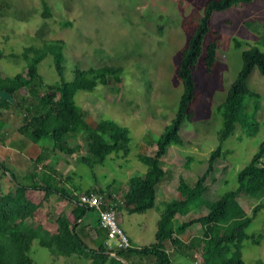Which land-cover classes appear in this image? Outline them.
Masks as SVG:
<instances>
[{"label": "rangeland", "instance_id": "rangeland-1", "mask_svg": "<svg viewBox=\"0 0 264 264\" xmlns=\"http://www.w3.org/2000/svg\"><path fill=\"white\" fill-rule=\"evenodd\" d=\"M205 1L0 0V51L4 54L0 56V76L21 71L23 61L19 53L24 45L32 43L38 46L39 38L62 39L63 80H70L74 66L108 65L120 68L118 75L105 77L103 84L95 83L91 89L75 90L72 100L81 113L88 110L94 119L107 118L124 126L128 136L123 147L125 153L119 149L101 160L92 154L80 136L72 141L66 140L60 149L51 147L47 138L29 141L26 146V138L18 130L20 124L24 127L22 110L15 103H10L6 109H0V134L8 133L6 140L10 139L8 144L11 146L1 157V165L8 167L7 162L15 158L17 164H23L26 174L30 170L39 173L38 170L47 165L54 174L59 175V179H54L58 185L63 183L62 177L70 176L66 182L73 184V193L87 188L107 189L114 191L119 198L126 179L144 170L136 156L151 153L150 145L176 111L181 83L174 74L175 67L180 49L197 17L202 14ZM256 18H264V0L238 1L210 12L190 72L193 95L188 107L191 116L188 120L183 119L177 130L181 144H167L160 155L164 175L154 184L152 205L140 213L122 210L119 216L115 213L117 224L131 238L132 247L147 246L152 242L155 221L163 202L174 196L179 180L189 182L202 171L211 149L219 145L220 150L228 149V152L220 153L213 160L201 198L193 196L187 202L170 207L173 218L178 221L208 213L212 208L207 203L236 186L237 170L256 150L264 129V76L256 67H252L248 73L245 85L258 95H244L241 99L245 111L251 114L247 117L253 126L251 133L245 135L234 126L224 139L219 141L217 136L221 102L239 69L241 51L253 45L264 52V23L257 25L258 29L244 24V21ZM212 39L215 40L214 59L206 67L203 62L204 49ZM36 71L43 83L56 84L59 80L52 67L50 53L46 52L37 62ZM23 92L24 88H19L17 95ZM36 154L41 155L40 168L30 163ZM260 160L264 163V150ZM24 177L14 174V180H24ZM9 181V178L0 179V187ZM41 193V190H31L30 196L40 199ZM261 195L260 192L254 196L237 194L234 199L248 212ZM58 196L64 200L63 196ZM120 204L119 201L115 206V212L121 207ZM243 230L246 234L260 233L261 237L257 243L242 239V261L245 264H251L256 259L264 262L263 207L255 212ZM95 231V243H98L102 231L101 228ZM199 233V225L192 222L177 237L187 240L189 235ZM107 241L114 243L113 238H107ZM164 246L169 264L189 263L188 255L181 254L167 242H164ZM27 253L36 264L88 262L87 257L85 259L83 256L50 254L35 240L30 242ZM113 257V264H125L128 260L122 253ZM192 257L194 263L199 261L198 254ZM138 258L140 263L144 259L143 256ZM103 264L111 263L106 260Z\"/></svg>", "mask_w": 264, "mask_h": 264}, {"label": "trees", "instance_id": "trees-1", "mask_svg": "<svg viewBox=\"0 0 264 264\" xmlns=\"http://www.w3.org/2000/svg\"><path fill=\"white\" fill-rule=\"evenodd\" d=\"M238 1L248 0H206L202 14L197 17L195 25L187 35L174 71L181 83L176 111L150 145L151 153L136 156V160L144 166V170L141 174L129 176L123 191L118 195V200L127 212L140 213L152 205L155 194L154 184L164 175V168L160 165V155L167 144H181L177 130L180 122L183 119L188 120L191 116V110L188 107L193 95L190 72L199 50L200 38L207 28L210 12L221 10ZM43 10L46 12L44 5ZM261 23H264V18L244 21V24L252 29H258L257 25L262 26ZM38 40L40 41L38 46L28 43L20 50L19 56L23 61L20 72L10 76H0V89L10 93L12 97L10 102L0 99V109H6L10 103H15L22 110L24 127L20 124L18 130L20 129L21 135L29 141L47 138L51 147L60 149L61 144L66 140L72 141L80 136L98 160L111 152L116 153L119 149L125 153L123 147L128 141L127 129L107 118L94 119L88 110L81 113L72 100L75 90L91 89L95 83L103 84L106 82L105 77L118 75L120 68L108 65L86 68L74 66L70 80H63L61 78L63 40L59 38H39ZM214 50L215 40L212 39L204 49L203 62L206 67L211 65L214 59ZM46 52L50 53L52 67L59 76L56 84L43 83L36 71L37 62ZM3 55L0 51V56ZM6 55H12V53H6ZM252 67H256L264 76V52L250 45L241 51L239 69L235 78L229 83L221 102V121L217 135L219 141L229 135L234 126H237L245 135H249L253 129L252 124L247 120L251 114L245 111L241 103L244 95H258L245 85V79ZM19 88H24L21 95H17ZM263 150L264 129L256 150L236 172V186L209 201L207 205L212 209L208 213L179 221L174 219L170 207L187 202L193 196L201 198L206 188L205 179L211 172L213 160L220 153L228 152V149L220 150L219 145L215 146L209 151L202 171L189 182L179 180L175 186L174 196L163 202V208L155 221L152 242L147 246L115 250L114 253L136 252L146 256L147 262L142 264H167L169 256L164 247V242H167L176 247L181 254H188L190 261L187 264H245L240 257L242 239L257 243L261 237L260 233L246 234L243 229L255 212L261 207L264 208V163L260 160ZM40 156V154L35 155L30 163L35 165L38 160H41ZM44 166L46 169L40 170L36 175L33 170H30L24 175L25 177L23 176L27 179H24L26 181L22 178L14 180L11 172H8L14 187L11 191H0V264H36L27 253L32 240L50 254L85 257L89 252V260L86 264H103L106 260L112 262L114 257L105 252L101 243L95 248H88L82 235L75 228L74 221L77 218L81 219L84 211H92V209L77 203L78 192L73 193V184L66 182L70 176L62 177L66 183L63 181L58 185L54 179H59V175L54 174L50 166ZM0 167L4 169L1 163ZM28 189L41 190L42 199L51 192L67 198L74 205L71 219L64 213H59L54 219L55 229L52 231L44 228L39 222L27 224L25 218L31 217L38 205L25 194ZM94 191L109 192L107 189L92 188L82 192ZM258 192L262 195L251 205L248 212L234 199L237 194L254 196ZM11 216L16 219L12 220ZM192 222L199 225L200 233L191 235L185 242L180 241L177 234ZM95 225L99 227L96 219ZM101 231L104 233L102 228ZM193 251L199 254L200 259L197 263L192 261L191 252ZM251 264H264V262L256 259Z\"/></svg>", "mask_w": 264, "mask_h": 264}, {"label": "crops", "instance_id": "crops-1", "mask_svg": "<svg viewBox=\"0 0 264 264\" xmlns=\"http://www.w3.org/2000/svg\"><path fill=\"white\" fill-rule=\"evenodd\" d=\"M1 135L2 136L0 137V161L2 159L1 157L4 154H6V149L11 148L10 144H8L10 139L6 140L8 133L1 134ZM24 143L26 146H28L29 140H27V139L24 140ZM14 160H16V159L14 158L13 160H11L12 162H10V163L7 162L8 167L2 165L4 167V169L0 168L1 169V174H0L1 180L3 178L5 180L8 178L10 179L9 175H7L9 171L11 172L13 177H14V174L16 176H20V177H23L24 175H26L27 172L24 170L23 164L21 166V165L17 164L16 161H14ZM39 161L41 162V160H38L35 163V165H34L35 168L37 166L40 168L39 164H41V163H39ZM2 163H3V161H2ZM34 167H33V169H35ZM43 169L44 170L46 169L45 166H42V169H40V170H43ZM40 170H38V172ZM33 172H34V175H36L37 172H35V170ZM13 187H14V182L10 179L9 183L4 185L3 187H0V191H2V192L11 191L13 189ZM31 190H36V189H28L25 192V194L27 196H29L30 198H32L35 202H37L38 205H37L33 215L29 218H25V222L27 224H33V223L39 222L44 228L52 231L55 229L54 219L59 213H64L67 218L71 219L72 209H73L74 205L67 198H64V200H63V198L59 199V196L57 193L51 192L45 199L41 198L42 197V193H41V196L39 199L37 197L36 198L33 197L32 195L30 196ZM37 190H39V189H37ZM120 206L121 207H119V210H117V212H115V213H117V216L121 215V210H122V212L126 211L122 204H120ZM92 211L91 212L90 211L89 212L84 211V213L81 216V219L77 218L74 221L76 223L75 228H76L77 232L80 235H82L84 242L87 244L88 248H90V249L97 247V245H99L100 243L102 244V238H104V233L102 232L101 237L98 240V243H95V238H94V237H96V231L95 230H98L99 227H97V225H95V212L94 211L92 212ZM11 219L15 220L16 218L14 216H11ZM127 236H128V234H127ZM190 236L191 235H189L188 237H190ZM128 239H129V242L131 245L132 244L131 238L129 236H128ZM180 241L185 242L186 240L181 239ZM165 250L167 251L166 248H165ZM196 254H198V252H196V251L191 252V255H193V256H195ZM89 255H90V253L88 252L84 258L86 259V257H87V259L89 260ZM125 255L128 258V260H127V262H125V264H139L140 259L138 258V256H143V258H144L140 264L147 262V258L145 255H139L136 252H127V254H125ZM109 256H117V254L113 253L112 255H109ZM198 256H199V254H198ZM186 257H188V256H186ZM108 262L113 264V262H111V261H108ZM193 263H194V261H193Z\"/></svg>", "mask_w": 264, "mask_h": 264}, {"label": "built area", "instance_id": "built-area-1", "mask_svg": "<svg viewBox=\"0 0 264 264\" xmlns=\"http://www.w3.org/2000/svg\"><path fill=\"white\" fill-rule=\"evenodd\" d=\"M76 196L77 203L85 205L95 212L96 222L105 233L102 245L107 254L112 255L115 250H125L132 247L126 233L116 221L114 208L119 200L114 191L78 192ZM107 238H113L114 243L110 244Z\"/></svg>", "mask_w": 264, "mask_h": 264}, {"label": "water", "instance_id": "water-1", "mask_svg": "<svg viewBox=\"0 0 264 264\" xmlns=\"http://www.w3.org/2000/svg\"><path fill=\"white\" fill-rule=\"evenodd\" d=\"M0 99L7 100L10 102L12 100V97L7 91L0 89Z\"/></svg>", "mask_w": 264, "mask_h": 264}]
</instances>
